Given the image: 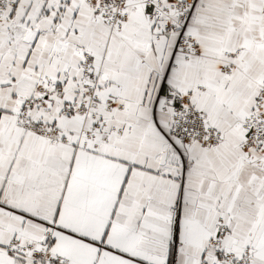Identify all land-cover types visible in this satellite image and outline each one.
<instances>
[{
  "label": "snow or ice",
  "instance_id": "snow-or-ice-1",
  "mask_svg": "<svg viewBox=\"0 0 264 264\" xmlns=\"http://www.w3.org/2000/svg\"><path fill=\"white\" fill-rule=\"evenodd\" d=\"M0 264H264V0H0Z\"/></svg>",
  "mask_w": 264,
  "mask_h": 264
}]
</instances>
